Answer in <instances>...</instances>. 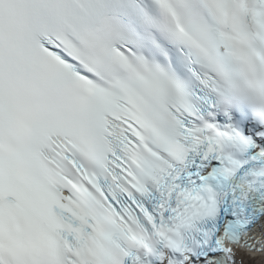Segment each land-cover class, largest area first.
I'll use <instances>...</instances> for the list:
<instances>
[{
  "label": "snow or ice",
  "instance_id": "6c2138e0",
  "mask_svg": "<svg viewBox=\"0 0 264 264\" xmlns=\"http://www.w3.org/2000/svg\"><path fill=\"white\" fill-rule=\"evenodd\" d=\"M238 250L264 253V0H0V264Z\"/></svg>",
  "mask_w": 264,
  "mask_h": 264
},
{
  "label": "rangeland",
  "instance_id": "374dc122",
  "mask_svg": "<svg viewBox=\"0 0 264 264\" xmlns=\"http://www.w3.org/2000/svg\"><path fill=\"white\" fill-rule=\"evenodd\" d=\"M251 259H253V257H251V256H249V255H245V256H240L239 258H238V260L239 261H243L244 262V264H262V263H259V262H262V261H264V258H263V260H262V258L260 259V261H259V258H254V260H256V261H252L251 262ZM258 260V261H257Z\"/></svg>",
  "mask_w": 264,
  "mask_h": 264
},
{
  "label": "bare ground",
  "instance_id": "6f19581e",
  "mask_svg": "<svg viewBox=\"0 0 264 264\" xmlns=\"http://www.w3.org/2000/svg\"><path fill=\"white\" fill-rule=\"evenodd\" d=\"M239 253V255H241V256H245L246 254H244V253H242V252H238ZM253 254H257V253H253ZM256 256H258V255H256ZM257 258H259V261H260V259L262 258V260H263V257H262V255H260L259 254V256L257 257ZM256 258V259H257ZM252 261H256V260H254V258L253 259H251V262ZM258 261V260H257ZM262 262H264V261H262ZM262 262H259V263H262Z\"/></svg>",
  "mask_w": 264,
  "mask_h": 264
}]
</instances>
